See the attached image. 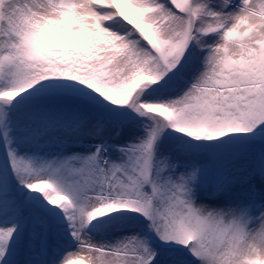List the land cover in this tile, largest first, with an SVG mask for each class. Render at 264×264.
<instances>
[{
  "label": "snow or ice",
  "instance_id": "snow-or-ice-1",
  "mask_svg": "<svg viewBox=\"0 0 264 264\" xmlns=\"http://www.w3.org/2000/svg\"><path fill=\"white\" fill-rule=\"evenodd\" d=\"M0 264H264V0H0Z\"/></svg>",
  "mask_w": 264,
  "mask_h": 264
},
{
  "label": "rangeland",
  "instance_id": "rangeland-1",
  "mask_svg": "<svg viewBox=\"0 0 264 264\" xmlns=\"http://www.w3.org/2000/svg\"><path fill=\"white\" fill-rule=\"evenodd\" d=\"M75 259V257H73Z\"/></svg>",
  "mask_w": 264,
  "mask_h": 264
}]
</instances>
